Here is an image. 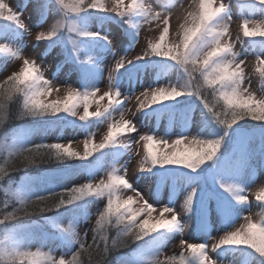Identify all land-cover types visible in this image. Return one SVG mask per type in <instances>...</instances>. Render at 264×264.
<instances>
[{
	"label": "snow or ice",
	"instance_id": "obj_1",
	"mask_svg": "<svg viewBox=\"0 0 264 264\" xmlns=\"http://www.w3.org/2000/svg\"><path fill=\"white\" fill-rule=\"evenodd\" d=\"M175 8L0 0V72L19 62L0 81V264H264V0H190L173 28ZM145 26L158 35L129 58ZM26 38L37 56L24 55ZM169 71L177 79L162 85ZM153 120L179 131H141ZM52 127L83 138L34 140ZM133 156L143 175L130 180ZM189 228L207 239L189 242Z\"/></svg>",
	"mask_w": 264,
	"mask_h": 264
},
{
	"label": "rangeland",
	"instance_id": "obj_2",
	"mask_svg": "<svg viewBox=\"0 0 264 264\" xmlns=\"http://www.w3.org/2000/svg\"><path fill=\"white\" fill-rule=\"evenodd\" d=\"M5 2L9 3L14 8L20 7L22 5L21 0H5ZM164 2H166V0H164ZM173 2L176 4V8L174 9V15L172 17V22L171 23H172L173 28H175V26H176V17L178 15H181L184 12V10L187 9V7H188V5L190 3V0H173ZM181 3L184 6L183 8L180 7V4ZM24 18H25V22L26 23H29L30 25L35 20V17H33V19L31 21L28 20V13L27 12H25ZM152 27H155V26L153 25ZM231 28H232V36H233V39H235L236 38V35H237V32H238V25L235 22V18H234V22H233ZM118 31H119V29H118L117 26H115V25L111 26V32L113 34H115ZM156 35H158V33L154 32V31H149L148 30V26H145L141 30V37H140L139 44L132 50L131 53H129V58H131L132 56H134V55H136V54L139 53L140 49L146 45V39L147 38H151V37L156 36ZM31 45H32L31 38H26V43H25V47H24V55L25 56H29V57L37 56L38 53L42 51V49H39V48H37V49L34 50ZM236 50L237 51H240L239 44L236 45ZM45 60H46L47 64H49V65L52 63V60H51V57L50 56L49 57H45ZM247 61L248 62H247V64L244 67H245L246 72H248V74L250 76V79H251V89L253 91L259 92V89L261 87L259 78H258V76H256L252 72V68H253V64H254V56H252L251 54H249L247 56ZM2 63H3V60H2V58H0V64H2ZM112 63H114V61H112L111 58L109 57L108 58V64H112ZM18 66H19V62L18 61L9 62V64L6 67V69L3 72H0V81H2L3 79H5L6 76L7 75H10L13 71H16L18 69ZM152 73L153 72L150 71L147 74V76L145 77V80L144 81L146 83L147 82L151 83L150 77H151ZM46 75H49V73H46ZM104 75H105V79L101 82L102 90L104 88H106V84H107V66L105 67V74ZM177 75L178 74L175 71H169L164 77H161L160 78V82H161L162 85L163 84H166L168 81H173L174 82L177 79ZM146 83L144 85H146ZM142 90H143V88H139L136 93L138 94L139 91H142ZM135 104H136V101H135V99H133L131 102H129L127 104V107L132 108L133 110H135ZM137 115L139 116L140 114H137ZM196 119H199V118L196 117ZM138 126L141 128V131H148L149 129H151L150 126L146 127V125H144V124H140ZM198 130L199 129L197 127H193V129H192L193 134H195V132L198 131ZM159 133L161 135L164 134V132H159ZM57 136H60L61 137V141L62 142H67L69 139H73V137H75L76 140H80V139L83 138L82 135L77 134V133H74L73 130H70V131L65 132V133H56V134H52L50 132H46V133L37 132L34 135L33 138H34V140H37V141L38 140H41V139H44V140H47L48 142H52V141H54L56 139ZM98 139H99V135L97 136V140ZM72 146H73V148H76L77 147V144L76 143H73ZM79 147L82 150V145H79ZM133 147H135V145H133ZM126 159H127V156L122 157L121 158V163H123ZM138 159H139L138 157L133 156V158L129 162V179L130 180H133V178L135 176H137V175H143V174H140V173L136 172ZM134 187H137L142 192H146V181L144 179H141L138 182H134ZM160 199H161L162 202H161V204L159 206H163V202H166V200H167V194L166 193L165 194H162L161 197H160ZM179 199L182 202L183 197H180ZM176 207L179 208V203H177ZM89 210L93 213V216H94V213H95V210H96V206L95 205L91 206ZM257 211H259V209H256V208H253L252 209L254 218H255V213ZM242 222L243 221H240V223H242ZM88 227L89 226L87 224H85V223H82L81 224V228L83 229V231H87L88 230ZM81 234H83V232ZM222 234H223L222 232L221 233H214V235H222ZM185 238L189 242H203L204 240L207 239L206 237H202V236L198 235L191 228H189L188 230H186ZM207 242L209 243V245L212 243L211 240H207ZM178 243H179V237L176 238L175 240H173L168 245V249L167 250H168L169 254H171L172 251H178L179 250L178 247H177L178 246ZM223 259L225 260V262H227L228 260H231L232 257L229 255L227 257H224Z\"/></svg>",
	"mask_w": 264,
	"mask_h": 264
},
{
	"label": "trees",
	"instance_id": "obj_3",
	"mask_svg": "<svg viewBox=\"0 0 264 264\" xmlns=\"http://www.w3.org/2000/svg\"><path fill=\"white\" fill-rule=\"evenodd\" d=\"M15 123H17V122H15V121L9 122V126H11V125H13ZM44 167H48V166H42L41 169L33 168V169L30 170V173L31 174H37L40 170H43ZM0 196H1L0 197V200H2L3 199L2 193H0ZM23 219L26 220V221H28V222H31L32 220H36V221L40 220V217L39 216H36V217L23 218Z\"/></svg>",
	"mask_w": 264,
	"mask_h": 264
}]
</instances>
